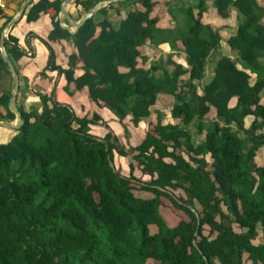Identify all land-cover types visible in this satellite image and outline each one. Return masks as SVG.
I'll list each match as a JSON object with an SVG mask.
<instances>
[{
	"label": "trees",
	"instance_id": "trees-1",
	"mask_svg": "<svg viewBox=\"0 0 264 264\" xmlns=\"http://www.w3.org/2000/svg\"><path fill=\"white\" fill-rule=\"evenodd\" d=\"M101 1H86V10ZM62 3L39 0L26 17L50 13V39L74 42L77 53L65 69L49 46L48 67L65 75L67 91L87 88L95 104L117 116L126 136L127 119L135 127L146 121L160 93L176 98L172 116L180 121L147 122L127 176L116 168L115 154L130 151L98 112L78 115L57 100L55 89L37 93L41 109L18 106L24 123L11 141L0 143V264H245V258L264 264V242L255 243L259 235L264 239V160L257 161L264 150L263 6L215 1L220 15L233 6L241 21L200 93L198 82L221 44L219 31L201 21L202 11L195 17L191 10L190 19L168 29L151 17L154 0L119 1L129 7L118 27L107 15L110 3L98 10L102 20H95L97 12L72 33L60 23ZM147 41L175 49L180 41L187 66L172 61L171 72L162 59L148 66L140 50ZM17 43L13 36L5 42L15 60L24 55ZM2 69L11 74L0 54V77ZM10 98L11 91L0 97L7 109L0 121L16 119ZM249 115L255 119L246 128ZM99 123L108 128L103 137L92 132ZM136 167L150 180H139ZM134 181L151 196H138ZM162 197L188 219L170 224Z\"/></svg>",
	"mask_w": 264,
	"mask_h": 264
},
{
	"label": "crops",
	"instance_id": "crops-1",
	"mask_svg": "<svg viewBox=\"0 0 264 264\" xmlns=\"http://www.w3.org/2000/svg\"><path fill=\"white\" fill-rule=\"evenodd\" d=\"M38 1L39 0H33L32 3L26 8L24 15L15 23H13L9 28H7L8 23L13 18L19 16L20 8L24 0H0V54L4 58V55L1 51V43L3 39L5 40V42L6 40H9L10 36H13L18 39V47L19 49L24 51V55L20 59L15 60L8 51V48L4 42V53L8 58L11 59L20 76V84L16 102L17 107L22 106L26 110H29L33 107L41 109V98L37 95V93L41 92L45 94H51L55 89L57 100L72 106L78 115H88V111L92 109L93 111L98 112L101 116L103 115V117L108 118L109 116H106V113L109 111V109H100L105 107L98 106L92 101L87 88H84L82 90L72 89V93L68 92L66 89L67 79L65 75L63 73H60L57 69H52L48 67L50 57L49 46L55 51L57 65L61 66L64 69L69 68L70 56L77 53V48L72 40L61 39L55 41L50 39L51 32L54 29L53 20L50 13L42 12L40 18L35 21L27 20L26 13L28 12L31 5ZM65 1L67 0H63L62 7ZM86 1L88 0H83V4H77V0H68L65 4L66 12L68 15L64 16V14L62 13V9L59 14L61 25L63 26L62 22H64V24L66 25L73 26V23L80 21L87 12L95 8L97 5L98 10L101 7L109 6L110 4L102 3L104 1L103 0L94 7H91L90 10H86V6L84 5ZM215 1L216 0H154L155 5L151 12V17L156 18L158 20L157 25L159 27L173 29L178 25V22H184L191 18V10H193L195 17H197L198 13L202 11L201 21L205 24H210L214 29L219 31L221 36V44L218 48L214 49L211 52L208 60L206 76L203 80L198 82V91L200 93H203L204 85L211 80L213 74L212 71L215 67L216 62L224 54L228 53V40L232 35L237 32L238 26L241 21L239 12L233 6L229 7L226 16L220 15L218 13ZM258 2L264 8V0H258ZM128 7V3L119 4V1L115 3L114 8L116 9V12L113 14L112 12L107 14H110L109 17L113 25L115 23L111 18L112 15L114 16V14L118 15V13H120L118 15L120 17L118 22L119 24L120 21L127 16ZM138 8L144 10V7L141 4H138ZM9 18L11 19L8 21ZM261 23L264 24V15L262 17ZM10 43L11 44L9 45V47H12L13 43ZM150 44L154 47L159 48L164 53V55L161 54L163 56V60H166V51L167 53H169V56L167 57L168 60L171 59L175 61V54L177 52L182 53L184 57V59L182 60L184 61L183 65L187 66L185 60V53L183 51V46L180 41H178V49L172 47L170 43H162L157 45L150 42ZM28 49L33 52L32 57H28L26 55V51ZM147 63L148 66H151L149 64V57ZM81 73L82 71L78 69L77 74ZM252 77V81L254 82L256 80V74H253ZM14 83L15 82L12 73L10 74L7 69H2L0 77V97L3 96L5 93L11 91L14 86ZM261 98L262 102L264 103V90L261 93ZM234 102L235 100L233 101V103ZM0 112L4 115L7 114L6 107L0 105ZM209 118L214 119L215 115L210 114ZM254 119L255 117L253 115H249L248 117H246V128H249L251 126ZM152 121L154 120L152 119ZM143 122L144 121H142L140 125ZM161 122H164L165 124L172 121H170L167 116L166 121L165 119H163ZM109 124L110 126H112L113 129L116 130L119 138H121L122 131L123 133H125L122 124L118 123V125L116 122L113 121H111ZM7 128H9L10 130L8 133L5 132L4 135H10L11 133H13V130H15V128ZM144 135L142 136L141 140L143 139ZM260 151H262L263 155L261 156V160L258 163L261 164L264 160V150L261 149Z\"/></svg>",
	"mask_w": 264,
	"mask_h": 264
},
{
	"label": "rangeland",
	"instance_id": "rangeland-1",
	"mask_svg": "<svg viewBox=\"0 0 264 264\" xmlns=\"http://www.w3.org/2000/svg\"><path fill=\"white\" fill-rule=\"evenodd\" d=\"M112 7H113V9H112ZM112 7H109L110 10H108L109 11L108 13L112 12V14H113L116 12V9L114 8V6H112ZM98 10H97L98 13L96 12L97 14L94 17L96 21L102 20L104 18V15H105L104 13H100ZM119 14L120 13H118V15ZM118 15L114 14V16L112 15V17H111L115 23L114 24L115 27H118V25H119L118 22H119L120 17ZM109 16H110V14H109ZM141 52L149 57V64L150 65H154V64L158 65L160 60L162 59V63L164 64V66H166L167 69L171 72H173L175 69V65L171 64L172 61H174L178 64H184V61H182L184 59V57H183V54L180 52H177L175 54V56H174L176 58V61H175V60H171V59L168 60L167 57L169 56V53H167V51H166V53H165L166 60L164 59L165 60L164 61L163 56H162V55H164V53L159 48L151 45L150 41H147V43L141 47ZM156 73L159 75L160 71L158 70V71H156ZM175 102H176V98L174 96L167 94V93H160L158 100H157V103L154 105V107L152 109L153 110L152 115L146 121H144L141 125H139L138 127H135L130 122L131 120L127 119V126H128V130H129V135L126 136L125 133H123V131H122L120 140L126 146L127 150L130 151V153L126 156H122V155L118 154L117 152L115 154L116 168L120 169V171L123 174H125L127 176L130 175V165L132 163L136 162L133 158V154H135L133 147L140 143L141 138L144 135V133L147 129V124L149 122L154 123L155 121L158 122V121H162L163 119H165V121H166L167 116H168V119L170 121L179 122L178 118H174L171 115L172 108H173ZM100 109H108V108L105 107V108H100ZM88 112H89L88 115L91 117L92 113L95 111L90 109ZM106 116H109V117L108 118L106 117L107 118L106 119L102 115V118L106 123L109 124L111 121L116 122L117 124L120 123L117 116L111 110H109L106 113ZM152 119L154 121H152ZM110 127L112 128V126H110ZM91 128H92V132L94 134H96L97 136H100V137H103L105 135V133L108 131V128L106 126H104L103 124H100V123L97 125H92ZM9 130L10 129L7 127L0 126V143H7V142L11 141L18 133V130L15 128V130H13V133H11L10 135H4L5 132L8 133ZM112 130L115 132V134H117L115 129L112 128ZM201 138H202V136H196L195 140L197 142H199V140ZM262 155H263L262 151L259 150L258 156H257L258 162H260ZM134 174L139 180H141L143 182H147L150 180V176L143 174L138 167H136ZM133 185H134L135 193L138 196H142V197L151 196L150 192H147L140 187L141 184L139 182L134 181ZM175 193L177 195H181L183 192H181V190H178ZM162 200H163L164 204L162 206L161 211H162V214L164 215L165 219L170 224H175L176 222H178L180 219H183V218L188 219V216L186 215V213L184 211L180 210L179 208H177L167 197H162ZM234 226H235V229L237 231H240V228L238 227V225L235 224ZM205 228H206L205 234H210V227L206 226ZM156 230H157V228L155 226H153L152 232H155ZM212 236H215V235L213 234ZM263 242H264V239L261 235H259L255 239V243H263ZM147 264H161V263L158 260L150 259L147 262ZM245 264H252V261L245 258Z\"/></svg>",
	"mask_w": 264,
	"mask_h": 264
},
{
	"label": "water",
	"instance_id": "water-1",
	"mask_svg": "<svg viewBox=\"0 0 264 264\" xmlns=\"http://www.w3.org/2000/svg\"><path fill=\"white\" fill-rule=\"evenodd\" d=\"M32 1L33 0H24L22 6L20 8L19 16H17L16 18H13L8 23L7 28H9L13 23H15L18 19H20L24 15L26 8L32 3ZM67 1H65V3L63 4V7H62V13L64 14V16L68 15L66 12V6H65ZM118 1H121V0H104L102 3L108 4V3H116ZM97 8H98V5L95 8H93L92 10H90L89 12H87L80 21L73 23V26L66 25V24H64V22H62L63 27L67 28L72 33L77 32L91 17L94 16L95 12L97 11ZM62 21H64V20H62ZM4 42H5V40L3 39L2 43H1V51L4 55L5 60L7 61L8 65H9L10 71L13 75V79L15 82L14 86L11 90V98L9 101V107H10L11 111L16 114V119L14 121L2 120V121H0V126H7V127L19 129L22 126V124L24 123L22 113L16 105L17 94H18V89H19V84H20V76H19V73H18L16 67L14 66L13 62L11 61V59L8 58L4 53Z\"/></svg>",
	"mask_w": 264,
	"mask_h": 264
},
{
	"label": "built area",
	"instance_id": "built-area-1",
	"mask_svg": "<svg viewBox=\"0 0 264 264\" xmlns=\"http://www.w3.org/2000/svg\"><path fill=\"white\" fill-rule=\"evenodd\" d=\"M26 55H27L28 57H32V56H33V52H32L30 49H28V50L26 51Z\"/></svg>",
	"mask_w": 264,
	"mask_h": 264
}]
</instances>
